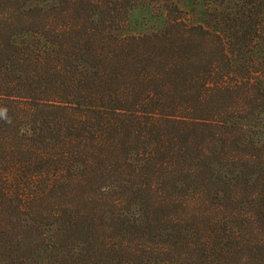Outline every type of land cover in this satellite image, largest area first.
<instances>
[{
	"label": "trees",
	"instance_id": "trees-1",
	"mask_svg": "<svg viewBox=\"0 0 264 264\" xmlns=\"http://www.w3.org/2000/svg\"><path fill=\"white\" fill-rule=\"evenodd\" d=\"M0 264H264V0H0Z\"/></svg>",
	"mask_w": 264,
	"mask_h": 264
},
{
	"label": "rangeland",
	"instance_id": "rangeland-1",
	"mask_svg": "<svg viewBox=\"0 0 264 264\" xmlns=\"http://www.w3.org/2000/svg\"><path fill=\"white\" fill-rule=\"evenodd\" d=\"M156 15L161 17V21H163L160 9L158 10L156 7L148 6L136 10L134 16L131 19V30H134L135 32H145L147 29L150 30L154 28L155 23L152 21V17L154 18ZM135 24L138 26H135Z\"/></svg>",
	"mask_w": 264,
	"mask_h": 264
}]
</instances>
